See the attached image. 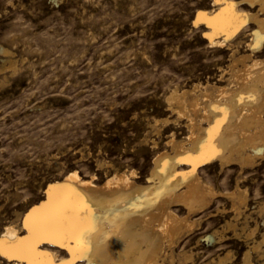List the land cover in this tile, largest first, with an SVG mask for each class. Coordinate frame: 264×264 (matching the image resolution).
Returning a JSON list of instances; mask_svg holds the SVG:
<instances>
[{
	"label": "rangeland",
	"instance_id": "1",
	"mask_svg": "<svg viewBox=\"0 0 264 264\" xmlns=\"http://www.w3.org/2000/svg\"><path fill=\"white\" fill-rule=\"evenodd\" d=\"M235 1L241 12L252 11L244 1ZM214 3L0 0V47L11 51H0V235L10 222L24 235L23 220L46 198L47 184L73 170L85 180L96 175L98 185L126 168L127 174L137 170L138 177L147 176L154 153L163 148L167 128L177 118L167 108V94L177 86L216 83L231 52L251 53L250 23L222 46L210 41L226 37L199 20ZM259 161L241 182L249 190L245 212L251 215L234 220L243 237L229 232L227 242L197 243L234 219L230 199L218 198L209 210L217 215L208 220L207 213L196 216L194 220H202L200 229L184 234L174 247L177 253L197 250L198 264L228 254L225 264H241L247 245L264 233V210L261 221L257 208L259 202L264 206V159ZM234 174L216 166L204 177L215 190L228 193L236 183ZM255 220H260L261 231L247 240ZM253 255L255 264H264V256L259 261ZM0 259L9 263L4 256Z\"/></svg>",
	"mask_w": 264,
	"mask_h": 264
},
{
	"label": "bare ground",
	"instance_id": "2",
	"mask_svg": "<svg viewBox=\"0 0 264 264\" xmlns=\"http://www.w3.org/2000/svg\"><path fill=\"white\" fill-rule=\"evenodd\" d=\"M242 1L252 11L241 12L235 0H214V7L200 13L199 20L226 34L221 41L211 38L213 45L219 46L252 24L247 42L251 53L231 52L228 68L219 69L221 75L216 83L177 86L167 94V108L177 118L167 128L163 148L155 150L147 176L138 177L137 170L127 174L126 168L125 172H112L111 178L110 175L104 184L98 185L96 175L85 180L73 170L47 184L46 198L33 205L23 220L24 235L14 222L4 226L0 240L8 242L3 255L8 264H198L201 258L197 250L177 253L174 247L181 243L184 234L188 237L200 229L202 220H194L196 216L207 213L208 220L217 215L209 210L218 198L230 199L234 219L201 236L197 243L203 239L209 243L227 242L229 232L243 237L234 220L240 216L247 220L251 215L245 212L249 190L241 182L249 169L264 159V0ZM260 49L262 55H255ZM0 51L3 55L11 54L4 46ZM9 62L14 69V62ZM216 166L220 171L236 174L235 186L228 193L215 190L204 177ZM257 204L262 221L264 206L262 202ZM90 217L94 220L89 231ZM258 221L247 231V240L261 231ZM41 225L46 226L43 234L37 232ZM18 241H38L30 260L16 258L10 246ZM263 246L264 233L260 232V237L242 253L241 264H255L253 253L262 261ZM230 256L203 264H225Z\"/></svg>",
	"mask_w": 264,
	"mask_h": 264
},
{
	"label": "snow or ice",
	"instance_id": "3",
	"mask_svg": "<svg viewBox=\"0 0 264 264\" xmlns=\"http://www.w3.org/2000/svg\"><path fill=\"white\" fill-rule=\"evenodd\" d=\"M94 220V218H89V220L87 221L88 223V230H91V225H92V221ZM46 226L45 225H41L38 227L37 232L39 234H43V232L45 231ZM35 242L38 241H34L31 244H26L23 241H18L17 245L15 246H10L14 249V254L16 255L17 259H24V260H30L31 259V255L34 251V245ZM8 242L0 240V256H3L5 254V246L7 245Z\"/></svg>",
	"mask_w": 264,
	"mask_h": 264
}]
</instances>
